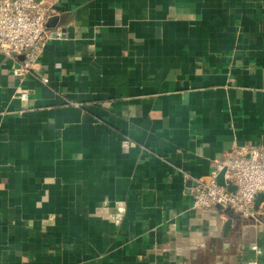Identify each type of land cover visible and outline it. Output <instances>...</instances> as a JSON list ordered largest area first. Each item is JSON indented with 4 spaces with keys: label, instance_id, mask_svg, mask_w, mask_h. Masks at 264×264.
I'll list each match as a JSON object with an SVG mask.
<instances>
[{
    "label": "crops",
    "instance_id": "1",
    "mask_svg": "<svg viewBox=\"0 0 264 264\" xmlns=\"http://www.w3.org/2000/svg\"><path fill=\"white\" fill-rule=\"evenodd\" d=\"M49 2L48 85L0 55V264H264L263 199L189 192L264 145V0Z\"/></svg>",
    "mask_w": 264,
    "mask_h": 264
},
{
    "label": "built area",
    "instance_id": "2",
    "mask_svg": "<svg viewBox=\"0 0 264 264\" xmlns=\"http://www.w3.org/2000/svg\"><path fill=\"white\" fill-rule=\"evenodd\" d=\"M57 15L49 0H0V55L12 62L11 79L19 82L16 98L27 101L21 83L28 77L43 85L48 80L37 75L38 60L51 35L47 22ZM225 170L224 185L217 176ZM192 207L199 211H229L234 216L255 220L254 202L264 195V145L240 146L233 155L217 164V171L191 189Z\"/></svg>",
    "mask_w": 264,
    "mask_h": 264
},
{
    "label": "water",
    "instance_id": "3",
    "mask_svg": "<svg viewBox=\"0 0 264 264\" xmlns=\"http://www.w3.org/2000/svg\"><path fill=\"white\" fill-rule=\"evenodd\" d=\"M52 22V23H57L58 22V17H52L48 20L47 22V29L49 28V23ZM224 175H225V170H222L218 176H217V183L220 185V186H223L224 185ZM260 199H263L264 200V196L262 194H258L255 198V200H260ZM217 209H219V207H217ZM229 225H230V222H227L225 224V232L226 230L229 228Z\"/></svg>",
    "mask_w": 264,
    "mask_h": 264
}]
</instances>
